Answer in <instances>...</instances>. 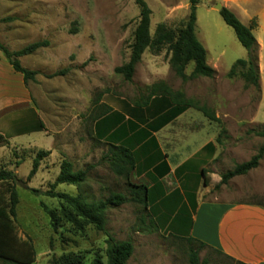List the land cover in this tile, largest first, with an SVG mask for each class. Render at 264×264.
<instances>
[{
	"label": "rangeland",
	"instance_id": "374dc122",
	"mask_svg": "<svg viewBox=\"0 0 264 264\" xmlns=\"http://www.w3.org/2000/svg\"><path fill=\"white\" fill-rule=\"evenodd\" d=\"M145 1L151 9V36L159 23L177 31L190 10L189 0ZM225 1L199 0L196 8L195 34L206 50L207 63L216 71L213 77L183 81L170 68V51L164 45L157 53L145 49L132 80L127 81L114 67L129 60L139 19L134 0H0L1 44L13 51L34 41H49L18 58L22 66L37 71L35 80L27 83L0 51V82L11 93L0 99V134L5 139L0 143V169L12 170L20 179L15 224L19 236L32 240V264H51L52 258L69 252L80 254L83 264H92L96 256L105 260L108 240L132 243L126 264H190V247L200 248L201 264H237L187 238L196 191L205 187L202 177L210 189L206 198L219 195L264 205V154L256 168L214 188V178L249 160L264 145V137L250 132L264 129V0ZM217 3L231 6L243 24L256 23L252 31L258 43L257 87L246 85L238 73L227 75L237 59L247 57V49L214 7ZM63 68H67L64 74L49 76ZM192 69L189 62L185 73ZM157 81L211 108L222 123L188 107L150 137L137 141V131L147 130L148 123L173 106L165 95L140 105ZM105 109L107 113L94 119ZM221 126L225 132L218 136ZM113 130L119 137L116 141L131 145L136 159L128 179L114 174L101 159ZM38 150L50 153L27 179ZM63 159L71 161L74 169H87V178L80 185L57 184L55 191L91 202L112 192L129 196V183H144L149 188L147 205L129 200L108 207L104 230L93 224L76 229L63 219L53 229L41 203L60 209L59 198L43 193L54 183ZM163 162L168 170L161 176V168L155 167ZM169 165L179 166L170 171ZM188 168L190 172L182 176ZM0 264L15 263L0 260Z\"/></svg>",
	"mask_w": 264,
	"mask_h": 264
},
{
	"label": "trees",
	"instance_id": "16d2710c",
	"mask_svg": "<svg viewBox=\"0 0 264 264\" xmlns=\"http://www.w3.org/2000/svg\"><path fill=\"white\" fill-rule=\"evenodd\" d=\"M139 8V19L133 32L132 42L130 43L129 60L122 65L115 66L114 71L122 74L124 79L131 81L136 64L140 61L141 55L145 49H150L157 53L164 45H168L170 57L168 63L173 72L183 81L197 76L213 77L216 73L215 69L207 63L206 50L199 42L195 34L196 25V8L199 0H189L190 10L187 18L182 23V26L176 31L167 28L164 23L157 24L154 35H150V17L151 9L145 0H134ZM219 13L224 22L233 28L238 41L247 49V57L237 59L227 75L229 77L239 74L246 85L258 86L259 70H258V43L253 28L256 23L250 25L243 24L237 15L228 7L222 6ZM47 39L34 41L18 50H9L0 43V51L5 56L8 63L15 72L22 75L24 83L28 80H35L37 71L25 68L21 65L19 57L29 55L40 47L47 46ZM189 62H193V69L189 75L185 73V68ZM85 63V62H84ZM237 68L240 70L237 71ZM67 71V68L59 69L49 76L62 75ZM156 95H165L173 104L172 108L163 114L159 119L151 121L147 125V130L137 131L134 136L139 142L150 137V133L159 130L165 124L170 122L174 117L182 113L186 108L193 107L202 112V114L210 121L222 123L214 111L197 100H193L185 96L181 91H173L164 81H157L151 84L148 88L147 95L141 99L140 105L146 106L149 104L152 97ZM108 110L100 112L94 116V119L101 117ZM135 125V124H133ZM43 127L42 123H39ZM38 130V129H36ZM99 130V129H98ZM116 131H112L107 135L111 140L108 142V149L102 155L101 159L105 161L110 170L125 179H128L131 171L135 168L136 159L130 144H125L116 141ZM225 129L221 126L219 135L224 133ZM257 136L264 137V129L251 130ZM126 142L129 141L124 138ZM5 139L0 134V143ZM120 140V139H119ZM217 142L219 138L216 139ZM124 141V140H123ZM210 145V143H208ZM50 153L49 150H38L32 160V167L27 175L30 179L37 171L42 158ZM264 154V145L259 148L249 160L236 164L232 169L223 172L220 181L214 186L218 189L222 184L239 175L246 174L251 169L258 166L260 159ZM161 168V176L168 170L165 162L157 165L155 168ZM87 169H74L71 161L63 159L60 163L59 173L52 184L51 188L43 194L57 197L61 200L60 209L49 208L42 204L44 210L50 218L53 229L60 226V221L63 219L72 224L76 229H82L85 225L93 224L97 229L104 230L105 212L110 206H117L127 201H133L144 206L149 200V188L144 183L131 184L130 195L127 196L120 192H112L106 199L97 201H86L81 195H70L65 192L55 191L54 187L57 184H73L80 185L87 178ZM204 172V169L201 170ZM16 173L9 169H0V260L4 262H12L15 264H32L35 260V248L32 240L29 237L22 238L18 235L15 218L16 206L18 204V192L16 186L19 182ZM206 184V180H204ZM34 194L41 193L38 189H29ZM262 205L261 203L255 202ZM264 206V205H262ZM182 224V220L178 223ZM191 226V222L189 221ZM190 229V228H189ZM189 240L197 242L200 247L205 246L202 241L194 239L190 235ZM200 248H189V263L201 264L199 260ZM133 252V245L128 240L111 241L108 240L105 249V260L100 256H96L92 264H126V261ZM233 260V259H232ZM237 264H244L240 261H235ZM51 264H83V257L80 254L73 252L61 254L58 257L52 258Z\"/></svg>",
	"mask_w": 264,
	"mask_h": 264
},
{
	"label": "crops",
	"instance_id": "0c3cea01",
	"mask_svg": "<svg viewBox=\"0 0 264 264\" xmlns=\"http://www.w3.org/2000/svg\"><path fill=\"white\" fill-rule=\"evenodd\" d=\"M226 7L233 10L228 4ZM9 70L12 72L10 68ZM5 90L4 83L0 82V99L5 94H11ZM177 166L179 165L174 168ZM169 168L170 171L174 169L172 165H169ZM191 168L196 169L197 165ZM202 169L199 166V170ZM188 172L190 169H185L182 176ZM220 179L216 177L213 180L218 183ZM202 182L204 184L203 177ZM204 186L206 187V184ZM205 187L196 191L189 235L234 261L264 264V206L254 202L232 201L219 195L206 198L204 196L210 189ZM181 193L183 194V191Z\"/></svg>",
	"mask_w": 264,
	"mask_h": 264
},
{
	"label": "water",
	"instance_id": "95a60500",
	"mask_svg": "<svg viewBox=\"0 0 264 264\" xmlns=\"http://www.w3.org/2000/svg\"><path fill=\"white\" fill-rule=\"evenodd\" d=\"M214 7L219 11L222 8V4L217 3Z\"/></svg>",
	"mask_w": 264,
	"mask_h": 264
}]
</instances>
